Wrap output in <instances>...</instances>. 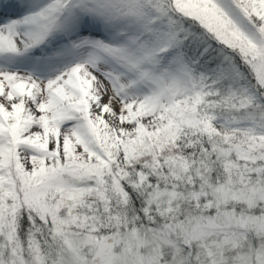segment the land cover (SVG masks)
<instances>
[{
  "label": "snow or ice",
  "instance_id": "1",
  "mask_svg": "<svg viewBox=\"0 0 264 264\" xmlns=\"http://www.w3.org/2000/svg\"><path fill=\"white\" fill-rule=\"evenodd\" d=\"M0 264H264V0H0Z\"/></svg>",
  "mask_w": 264,
  "mask_h": 264
}]
</instances>
